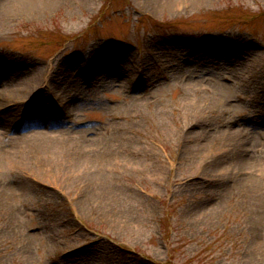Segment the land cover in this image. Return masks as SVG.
Masks as SVG:
<instances>
[{
    "label": "rangeland",
    "instance_id": "rangeland-1",
    "mask_svg": "<svg viewBox=\"0 0 264 264\" xmlns=\"http://www.w3.org/2000/svg\"><path fill=\"white\" fill-rule=\"evenodd\" d=\"M25 1H0V264H264V0Z\"/></svg>",
    "mask_w": 264,
    "mask_h": 264
},
{
    "label": "bare ground",
    "instance_id": "bare-ground-1",
    "mask_svg": "<svg viewBox=\"0 0 264 264\" xmlns=\"http://www.w3.org/2000/svg\"><path fill=\"white\" fill-rule=\"evenodd\" d=\"M1 1V0H0ZM49 0H27L25 2H21L17 4L14 8L15 10H23V11H32L35 10L33 8L39 7L40 5H45L48 4ZM207 0H155V2H158L159 5H170L171 7L174 6H182V5H191L194 3H199V2H205ZM33 12V11H32ZM13 87H15L14 91L19 92V95H24L27 96L28 94L30 95V92H34V90L25 88L23 86V83H17L14 84ZM13 91V92H14ZM226 132L228 134L226 135V139L224 141V146L227 147L228 145L233 146V151H235L234 155H241L242 159L239 157L237 158V162L232 164V168L234 171L237 172V174H240L241 168L242 170H245V167L248 165L249 161L246 157H244L245 153L247 152V145H248V140H249V130L248 129H239V130H230L228 129ZM31 139V140H30ZM51 136L47 135H42L40 132H35L33 131V135H30L29 138L23 139L26 141H23L24 143H28V148L35 149L37 150L38 153L37 155L40 154H47L50 152V150H47L50 146V140ZM21 142V141H19ZM29 153V152H27ZM28 155V154H27ZM55 155H62V153H57ZM64 155V154H63ZM231 155V154H228ZM255 167V165H254ZM65 167L62 169V171H65ZM63 175V173H62ZM66 175V174H65ZM63 177V179H66V182H75L77 183L76 186L78 187L79 183L84 184L90 180L92 177L93 173L88 172L87 174H83L80 176H77V178L73 180H69L70 177ZM70 175V174H68ZM262 178L264 180V175H262Z\"/></svg>",
    "mask_w": 264,
    "mask_h": 264
}]
</instances>
